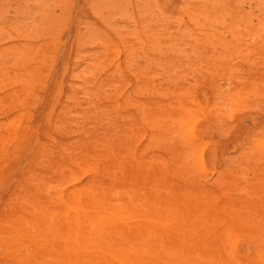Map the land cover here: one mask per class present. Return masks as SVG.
<instances>
[{"label": "rangeland", "instance_id": "1", "mask_svg": "<svg viewBox=\"0 0 264 264\" xmlns=\"http://www.w3.org/2000/svg\"><path fill=\"white\" fill-rule=\"evenodd\" d=\"M0 264H264V0H0Z\"/></svg>", "mask_w": 264, "mask_h": 264}, {"label": "bare ground", "instance_id": "2", "mask_svg": "<svg viewBox=\"0 0 264 264\" xmlns=\"http://www.w3.org/2000/svg\"><path fill=\"white\" fill-rule=\"evenodd\" d=\"M79 224H80V222H79Z\"/></svg>", "mask_w": 264, "mask_h": 264}]
</instances>
